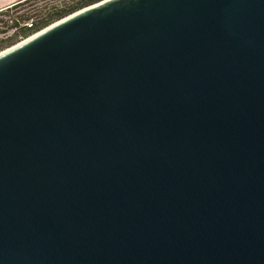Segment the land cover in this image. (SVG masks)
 <instances>
[{"label": "water", "instance_id": "obj_1", "mask_svg": "<svg viewBox=\"0 0 264 264\" xmlns=\"http://www.w3.org/2000/svg\"><path fill=\"white\" fill-rule=\"evenodd\" d=\"M0 264H264V0H102L0 52Z\"/></svg>", "mask_w": 264, "mask_h": 264}, {"label": "trees", "instance_id": "obj_2", "mask_svg": "<svg viewBox=\"0 0 264 264\" xmlns=\"http://www.w3.org/2000/svg\"><path fill=\"white\" fill-rule=\"evenodd\" d=\"M37 1L20 0L0 11V16L6 18L4 25L10 31L14 30L12 39L27 38L48 25L102 0H74L63 6H52L49 10H46L43 4H37ZM29 22L33 23L32 28L26 26Z\"/></svg>", "mask_w": 264, "mask_h": 264}, {"label": "rangeland", "instance_id": "obj_3", "mask_svg": "<svg viewBox=\"0 0 264 264\" xmlns=\"http://www.w3.org/2000/svg\"><path fill=\"white\" fill-rule=\"evenodd\" d=\"M74 0H38L37 4H43L46 7V10H49L52 6H63L64 4H70ZM6 18L4 16H0V52H3L6 49L24 41L26 38H17L12 39L14 34V30L7 29L6 25H4V21ZM42 30V29H41ZM40 31V30H39ZM37 31V32H39ZM35 32V33H37ZM34 34V33H33ZM31 36V35H30ZM14 40V41H13Z\"/></svg>", "mask_w": 264, "mask_h": 264}, {"label": "crops", "instance_id": "obj_4", "mask_svg": "<svg viewBox=\"0 0 264 264\" xmlns=\"http://www.w3.org/2000/svg\"><path fill=\"white\" fill-rule=\"evenodd\" d=\"M18 1L20 0H0V11L6 9Z\"/></svg>", "mask_w": 264, "mask_h": 264}, {"label": "built area", "instance_id": "obj_5", "mask_svg": "<svg viewBox=\"0 0 264 264\" xmlns=\"http://www.w3.org/2000/svg\"><path fill=\"white\" fill-rule=\"evenodd\" d=\"M26 26H27L28 28H32V27H33V23H32V22L26 23ZM34 34H35V33H34Z\"/></svg>", "mask_w": 264, "mask_h": 264}, {"label": "clouds", "instance_id": "obj_6", "mask_svg": "<svg viewBox=\"0 0 264 264\" xmlns=\"http://www.w3.org/2000/svg\"><path fill=\"white\" fill-rule=\"evenodd\" d=\"M33 35V34H32Z\"/></svg>", "mask_w": 264, "mask_h": 264}]
</instances>
